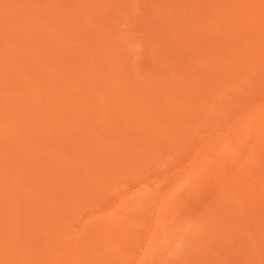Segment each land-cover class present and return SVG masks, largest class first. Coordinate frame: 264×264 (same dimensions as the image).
<instances>
[{
  "label": "rangeland",
  "instance_id": "obj_1",
  "mask_svg": "<svg viewBox=\"0 0 264 264\" xmlns=\"http://www.w3.org/2000/svg\"><path fill=\"white\" fill-rule=\"evenodd\" d=\"M0 264H264V0H0Z\"/></svg>",
  "mask_w": 264,
  "mask_h": 264
},
{
  "label": "bare ground",
  "instance_id": "obj_2",
  "mask_svg": "<svg viewBox=\"0 0 264 264\" xmlns=\"http://www.w3.org/2000/svg\"><path fill=\"white\" fill-rule=\"evenodd\" d=\"M257 16V15H256ZM210 18V17H209ZM205 22V21H204ZM259 36V35H258ZM241 48V47H240ZM242 69V68H241ZM230 73V72H229Z\"/></svg>",
  "mask_w": 264,
  "mask_h": 264
}]
</instances>
